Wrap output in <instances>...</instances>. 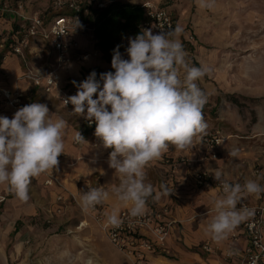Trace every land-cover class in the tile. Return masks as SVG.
<instances>
[{
  "label": "clouds",
  "instance_id": "1",
  "mask_svg": "<svg viewBox=\"0 0 264 264\" xmlns=\"http://www.w3.org/2000/svg\"><path fill=\"white\" fill-rule=\"evenodd\" d=\"M200 6L211 7L203 2ZM76 23L78 26V20ZM181 31L176 27L153 34L148 28L129 37L127 59L117 45L111 60L114 71L100 73L97 79L93 70L83 81H72L76 94L62 99L64 106L73 105L74 115L82 116L89 125L95 123L100 146L112 149L108 164L120 176L112 192L119 202L129 205L132 217L145 213L150 198L155 201L172 193L163 183L161 191L147 183L145 168L170 145L183 150L193 145L194 138L206 134L202 113L206 96L197 81L207 69L186 61L183 45L176 38ZM66 128L64 118L53 119L48 106L38 102L19 108L12 118L0 116V185H8L18 199L26 201L32 178L59 165ZM73 140L87 142L78 130ZM228 153L237 155L236 150ZM222 175L219 170L213 173L222 195L213 201L215 215L207 224L215 241L226 239L254 216V209L242 205L245 196L264 193V186L256 180L230 183ZM108 197L103 187L88 186L80 195L81 208L87 213ZM106 218L113 228L122 223L115 208ZM86 264H95V260L89 257Z\"/></svg>",
  "mask_w": 264,
  "mask_h": 264
},
{
  "label": "rangeland",
  "instance_id": "2",
  "mask_svg": "<svg viewBox=\"0 0 264 264\" xmlns=\"http://www.w3.org/2000/svg\"><path fill=\"white\" fill-rule=\"evenodd\" d=\"M38 1L30 2L31 11L44 12L51 2ZM161 2L174 11L173 17L182 30L176 38L183 45L186 61L207 69L197 81L206 96L202 109L207 124L205 135L221 140L208 146L203 135L183 150L170 145L161 160L172 164L188 157L194 160L188 168H217L206 156L213 147L224 168L264 170V0H213L204 12H198L194 0ZM95 63L102 64L104 60L96 59ZM183 75L181 72V78ZM51 95L56 98L55 109L71 117L73 106L66 107L62 100L57 101L55 92ZM40 96L48 95L41 92ZM83 124L88 132L94 131L86 120ZM233 150L237 151L235 157L228 153ZM65 211L67 214H61L54 222L36 215L23 217L18 225L16 217L0 206V264H86L89 257L95 264H133L75 201Z\"/></svg>",
  "mask_w": 264,
  "mask_h": 264
},
{
  "label": "crops",
  "instance_id": "3",
  "mask_svg": "<svg viewBox=\"0 0 264 264\" xmlns=\"http://www.w3.org/2000/svg\"><path fill=\"white\" fill-rule=\"evenodd\" d=\"M32 1H21L25 5V11L22 12L23 16L29 17L34 13L29 8ZM34 1L37 3L38 0ZM43 1L49 2L51 0ZM121 1L139 5L151 1L166 6L170 12H174L171 6L162 3L161 0ZM194 1L198 4V12H204V7L200 6L201 2L207 4L213 0ZM38 2L40 3V0ZM174 21L176 28L178 23L176 20ZM23 22V19L17 13L0 12V42L15 38ZM76 37L81 43L79 52L95 50L92 47L91 32H85ZM46 50L49 52L45 53ZM1 53L2 51L0 50V88L22 89L26 93V102L28 104L33 102L46 104L50 113H52V118H64L67 121V128L64 135V153L58 157L61 158L62 162L57 168L32 178L28 191L29 198L26 201L18 199L9 190L8 185H0V197L5 199L0 201V206H4L8 215L16 217V224L21 222L23 217H35L36 215L42 216L44 221L50 223L63 216L55 212L56 198L59 194H73L80 201L81 192L87 191L89 186L92 188L103 187L104 190L109 192L108 199L102 204L107 214L114 208L118 210V213L129 208V205L119 202L112 192V189L120 182L119 174H116L115 170L110 168L108 164L109 153L112 149H104L100 146V141L94 135V131L89 129L88 132L87 128L83 127L85 119L82 116L74 114L71 117L63 116L58 109H55L53 99L56 98L54 95L45 93L48 96L43 98L40 96L42 91H39L37 87L33 86L32 82L24 78L30 71L37 72L55 68L57 58L53 48L40 38H35L32 41V50L31 52H26L25 59L14 54L1 56ZM122 54H124L125 59L128 58L125 52H122ZM39 59L41 60L38 61ZM44 59L45 63L42 61ZM96 59H100V57L92 58L86 62H75L66 68L62 72L63 82L81 80L84 67L89 68L91 65L103 68L110 67V63L105 61L102 64H96ZM72 89L75 91L73 87ZM76 92L77 89L74 94ZM94 98H96L95 95ZM57 101H60V99H57ZM14 113L15 111L5 106H0V116L12 118ZM77 130L84 136L86 143L77 144L74 142L73 137ZM217 152L212 147L211 153H206V156H209L207 161L215 162L217 168L213 166L211 168H188L194 161L193 158L188 157H182L180 162L174 160L172 164H168L161 160L163 155L145 168L147 183L153 184L157 191H161L160 185L163 183L172 192L169 196L162 195L159 200L154 201L150 198L147 202L146 210L166 209V218L173 221L167 241L169 253L165 255L159 252L148 253L145 257V264H225L221 255L202 252L201 245L205 241H210L211 244L217 245L221 250L231 249L236 252L242 250L245 246L246 239L242 234L241 224L222 241H215L211 238L207 231V224L215 215L213 201L222 195V190L213 184L208 186L198 185L196 176L203 172L208 179L212 180L214 179L213 173L219 170L223 174L222 178L228 182L243 184L248 179L264 182V170L259 168L254 171L251 168H224L222 158L217 156ZM244 170L246 171L245 176H242ZM48 174H52L57 178L62 188L60 186H46L45 180ZM244 199L253 203L257 201V195H248ZM68 208L70 209L69 212L73 210L72 205ZM65 214H67V211L64 212ZM234 234L237 236L235 241L232 238Z\"/></svg>",
  "mask_w": 264,
  "mask_h": 264
},
{
  "label": "built area",
  "instance_id": "4",
  "mask_svg": "<svg viewBox=\"0 0 264 264\" xmlns=\"http://www.w3.org/2000/svg\"><path fill=\"white\" fill-rule=\"evenodd\" d=\"M90 1L93 0H53L55 8L65 9L69 12L54 15L47 22L40 12H34L29 17L23 16L22 12L25 11V5L21 2L14 9L8 4H2L0 1V12L17 13L24 21L15 38L11 41L0 42V50H5L7 43L11 42L12 49L8 54H14L25 59L26 52L32 50V41L35 38H40L43 42L49 44L56 53L57 63L55 68L37 72L30 71L24 78L32 82L33 86L43 88L45 93L52 94L55 92L60 101L73 95L63 82L62 72L75 62H86L92 58L100 57L99 52L96 50L79 52L81 43L76 37L92 31L90 27L84 24L81 14L84 4ZM116 1L119 0H97V7L105 8ZM142 7L146 13L141 26L142 31L151 28L153 34H158L161 31L175 29V19L166 6L149 1L144 3ZM77 20L79 22L78 26ZM25 105H28V103L26 102V93L22 89L0 88V106H5L16 112ZM70 106L73 105L69 103L66 107ZM86 124L95 131V123L89 125L86 120ZM203 141L211 146L219 144L221 140L216 136L207 134L204 136ZM58 160L60 164L62 162L61 158H58ZM196 182L200 186L213 184L221 190L218 182L215 179H208L203 172L197 174ZM258 183L264 186V182ZM45 185L48 187L60 186L62 188L60 181L52 174L47 175ZM74 201L81 208L80 201L75 195L59 194L56 198L55 212L58 215L63 214L67 204H72ZM242 205L255 210L253 217L241 223V231L246 239V244L242 250L237 252L231 249L221 250L217 245L211 244L210 241H205L201 245V250L207 254L221 255L225 264H264V193L257 195V201L253 203L243 199ZM240 206L238 205V207ZM87 214L106 233L109 241L130 258L133 264H145V257L148 253L159 252L164 255L169 253L167 241L173 221L166 218V209L146 210L143 215L137 217L130 215L129 208L124 209L119 213L122 223L118 228H113L107 223V212L103 205L96 206L94 210H90ZM232 238L234 241L237 240L236 234Z\"/></svg>",
  "mask_w": 264,
  "mask_h": 264
},
{
  "label": "trees",
  "instance_id": "5",
  "mask_svg": "<svg viewBox=\"0 0 264 264\" xmlns=\"http://www.w3.org/2000/svg\"><path fill=\"white\" fill-rule=\"evenodd\" d=\"M0 1L2 4H8L12 8H17V5L22 0ZM67 12L69 11L55 8L53 0H51L50 4L44 9V12H41V14L47 22L52 16ZM81 14L83 16L84 24L92 29V47L99 52L100 58L110 64L113 49L117 45H120L121 53L125 52V49L128 46V38H134L137 34L142 32L141 26L146 17L142 5L121 0L113 2L105 8H98L97 0L86 2ZM11 44V42L7 43V47L2 51L1 56L9 53L12 49ZM93 70L97 73V79H99L100 73L114 71L111 67L108 69L101 66H91L89 68L84 67L81 80L75 81L77 83L83 81ZM65 86L70 89L71 93L74 95L75 91L72 89L74 86L73 83L68 81V83H65ZM37 89L44 92L41 87ZM231 101L237 106L240 105L235 98H231ZM20 223L21 222H17L18 225H20Z\"/></svg>",
  "mask_w": 264,
  "mask_h": 264
}]
</instances>
